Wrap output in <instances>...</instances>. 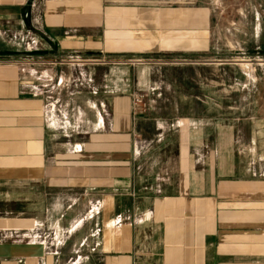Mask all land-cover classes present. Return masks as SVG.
<instances>
[{"label":"crops","instance_id":"1","mask_svg":"<svg viewBox=\"0 0 264 264\" xmlns=\"http://www.w3.org/2000/svg\"><path fill=\"white\" fill-rule=\"evenodd\" d=\"M217 1L0 0V264H264V176L205 181L176 161L198 134L173 152L165 120L134 118L172 66L42 61L196 56ZM236 4L225 47L263 50L264 0Z\"/></svg>","mask_w":264,"mask_h":264},{"label":"rangeland","instance_id":"2","mask_svg":"<svg viewBox=\"0 0 264 264\" xmlns=\"http://www.w3.org/2000/svg\"><path fill=\"white\" fill-rule=\"evenodd\" d=\"M230 1L236 2L218 0L215 10H212L215 36H212L211 42L218 40L219 44L196 56L183 53L170 57L148 55L131 60L98 54L79 58L42 57L45 58L42 61L46 64L77 66L130 64V61H133V65L172 66L169 68L172 70L169 71L165 87L156 88L154 94L144 91L132 93L134 118L153 117L165 120V134H170L175 141L171 143L173 152L180 150L182 140L189 141L191 136L196 138L198 134L199 144L194 145L195 159L176 161L177 166L183 169L188 167L189 162L192 165L194 163L195 169L205 172V181H208V174L214 163L216 168L225 172L231 169V175L237 179L251 178V174H259L262 177L264 49L237 45L229 47L228 44V47H225V29L230 28L232 19L238 16L239 9L237 4L231 8ZM232 34L235 39L241 37L239 32L233 31ZM180 120L185 121V127H177ZM192 129L195 130L194 134ZM189 149L192 150L191 147ZM170 162L171 167L175 169L174 162ZM95 209L96 206L90 210Z\"/></svg>","mask_w":264,"mask_h":264}]
</instances>
